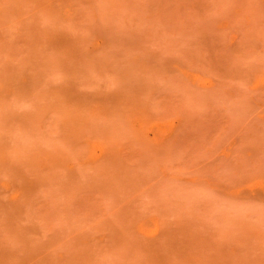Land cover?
<instances>
[{"label":"rangeland","instance_id":"obj_1","mask_svg":"<svg viewBox=\"0 0 264 264\" xmlns=\"http://www.w3.org/2000/svg\"><path fill=\"white\" fill-rule=\"evenodd\" d=\"M0 264H264V0H0Z\"/></svg>","mask_w":264,"mask_h":264}]
</instances>
